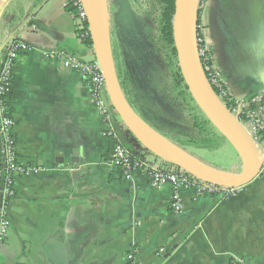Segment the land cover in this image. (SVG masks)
<instances>
[{"label":"crops","instance_id":"crops-1","mask_svg":"<svg viewBox=\"0 0 264 264\" xmlns=\"http://www.w3.org/2000/svg\"><path fill=\"white\" fill-rule=\"evenodd\" d=\"M65 1L0 0V46L18 29L31 49L15 61L8 99L15 152L31 171L15 179L0 264H128L131 248L140 264H264V175L228 199L182 192L174 214L170 185L154 188L139 172L125 181L110 167L107 125L82 75L63 65L94 58ZM198 27L231 96L264 95V0H205ZM122 137L147 166L174 169L124 128Z\"/></svg>","mask_w":264,"mask_h":264},{"label":"water","instance_id":"water-1","mask_svg":"<svg viewBox=\"0 0 264 264\" xmlns=\"http://www.w3.org/2000/svg\"><path fill=\"white\" fill-rule=\"evenodd\" d=\"M80 1L86 14L91 50L103 74V103L110 114L111 127L120 137L121 143L124 142V128L149 154L202 182L220 187L240 189L259 176L261 159L257 146L219 101L202 67L198 51L199 0H174L172 38L177 62L195 105L238 155L241 163L239 174L223 172L203 163L162 136L138 116L124 96L118 80L112 49L108 0ZM17 32L18 29H15L7 37L0 46V51L15 38Z\"/></svg>","mask_w":264,"mask_h":264},{"label":"built area","instance_id":"built-area-1","mask_svg":"<svg viewBox=\"0 0 264 264\" xmlns=\"http://www.w3.org/2000/svg\"><path fill=\"white\" fill-rule=\"evenodd\" d=\"M65 8H70V14L76 22V35L83 42L89 38V32L86 22V14L83 10L80 0H66ZM91 49V48H90ZM29 46L12 39L4 49L3 57L0 62V138L3 154L4 181L1 190L0 204V242L3 240L9 221L6 217V208L10 200L15 195L14 182L19 176H24L31 171L25 168L18 161L15 152V138L13 134L14 120L9 111L8 99L10 88L13 82V68L16 59L22 54L30 52ZM92 51V50H91ZM198 51L203 63L211 62L209 49L202 39L198 37ZM93 54V53H92ZM60 54L55 52L46 53L47 58H57ZM92 59L90 62H83L77 57L66 56L63 63L64 67L78 72L86 82L90 99L96 108L98 114L103 118L107 128L102 132L106 138L113 139L112 151L109 156V165L117 170L123 180H132L136 172L142 173L147 182L154 188H161L165 185L172 187V199L170 210L174 214H179L182 209L181 193L193 190L197 196H214L216 198L228 199L234 196L238 189L220 187L213 184L202 182L180 169L174 168H151L127 151L122 143L116 139V132L111 127L110 117L105 109L102 95L104 91L103 74L99 64ZM205 74L210 87L215 88L217 98L235 118L237 123L243 128L247 124L249 138L257 146L260 153L261 168L260 175H264V95H255L248 99L235 100L229 93L224 80L218 71L208 65L205 66ZM244 129V128H243ZM245 130V129H244ZM246 131V130H245ZM164 253L162 248L158 249L155 256L160 258ZM128 264H140L136 259V248H131L126 254ZM229 264H250L241 258H232Z\"/></svg>","mask_w":264,"mask_h":264},{"label":"trees","instance_id":"trees-1","mask_svg":"<svg viewBox=\"0 0 264 264\" xmlns=\"http://www.w3.org/2000/svg\"><path fill=\"white\" fill-rule=\"evenodd\" d=\"M204 1H199V7ZM126 2V9L119 14V20L123 25L131 29L137 22L134 15H137L138 11L148 23L145 36H140L134 31L133 35L137 37H128L127 44L121 45V62L116 56L118 80L128 103L149 126L186 152L189 153L193 147L197 149L212 147L221 135L195 105L178 66L172 38L174 0H126ZM66 10L71 12L70 8ZM136 27L138 28L137 24ZM117 28L118 25L115 22L111 25L110 21L113 55H116L114 31ZM144 41L147 50L154 53L153 59L141 56L140 46L143 47ZM82 43L91 48L89 38L84 39ZM213 91L218 95L215 88ZM132 156L138 159L137 155ZM3 181L0 138V204Z\"/></svg>","mask_w":264,"mask_h":264},{"label":"rangeland","instance_id":"rangeland-1","mask_svg":"<svg viewBox=\"0 0 264 264\" xmlns=\"http://www.w3.org/2000/svg\"><path fill=\"white\" fill-rule=\"evenodd\" d=\"M108 4L110 6V11H111V16H110L111 25H113V22H115L118 25L117 30L114 31V36H115L114 44H115L116 55H113L115 60L114 61L115 65L117 66L118 63L116 56L119 57V60L121 62L122 60L120 59V57L122 52L121 51L122 46H125V44H127L126 40L128 39V37L136 38L137 36L133 35L134 31L138 32L140 36L144 35L148 30V26H146L148 23L147 21L145 22V20L142 17V14L138 11L137 15H134V17L137 20L136 24L138 28L136 27L135 24L131 29H129L125 25H123V22L119 20V16H120L119 14H121V12H123V10L126 9L127 6L126 0H108ZM142 46L143 47L140 46L141 54H142L141 56L149 59H153L154 53L147 50L146 41L142 43ZM116 118L118 117L116 116ZM243 128L246 130V132L249 131L247 124H244ZM216 142L217 143H213V146L209 148L206 147V148L197 149L196 147H193V149H190L189 153L195 156L196 158H198L203 163L223 172L230 173L229 171H231L230 169L233 167H234L233 170L235 171L241 170L240 160L236 152L231 147V145L221 136H218V140ZM4 238L5 237H3V239ZM15 245L17 244L15 243ZM15 262L16 261H13L12 264H14Z\"/></svg>","mask_w":264,"mask_h":264},{"label":"bare ground","instance_id":"bare-ground-1","mask_svg":"<svg viewBox=\"0 0 264 264\" xmlns=\"http://www.w3.org/2000/svg\"><path fill=\"white\" fill-rule=\"evenodd\" d=\"M200 1V0H199ZM203 4V3H202ZM200 5V4H199ZM199 37V36H198ZM21 42V41H20ZM25 44V43H24ZM210 53V52H209ZM94 57V56H93ZM93 59H95V58H93ZM94 61H96V59L94 60ZM97 62V61H96ZM98 63V62H97ZM201 64H202V67H203V69H205V66L206 65H208L209 67H212V63H207V64H205V63H203L202 61H201ZM213 68V67H212ZM214 69V68H213ZM215 70V69H214ZM235 100H239V99H235ZM106 109V108H105ZM98 113V112H97ZM107 114H108V116L110 117V114L107 112ZM234 120H235V118H233ZM102 120H103V118H102ZM127 131V130H126ZM128 132V131H127ZM129 133V132H128ZM130 134V133H129ZM119 136L118 135H116V139L119 141ZM113 140V139H112ZM114 141V140H113ZM123 145V144H122ZM123 147H124V145H123ZM125 148V147H124ZM126 149V148H125ZM127 150V149H126ZM128 151V150H127ZM140 160V159H139ZM141 161V160H140ZM143 162V161H142ZM144 163V162H143ZM8 227H9V224H8ZM8 227H7V229H8ZM7 229H6V231H7ZM6 231H5V233H6Z\"/></svg>","mask_w":264,"mask_h":264},{"label":"flooded vegetation","instance_id":"flooded-vegetation-1","mask_svg":"<svg viewBox=\"0 0 264 264\" xmlns=\"http://www.w3.org/2000/svg\"><path fill=\"white\" fill-rule=\"evenodd\" d=\"M108 7H109V17L111 16V11H110V6H109V4H108Z\"/></svg>","mask_w":264,"mask_h":264}]
</instances>
